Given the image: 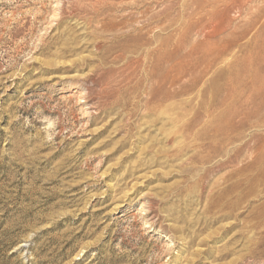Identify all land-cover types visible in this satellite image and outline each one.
Masks as SVG:
<instances>
[{
  "label": "rangeland",
  "instance_id": "374dc122",
  "mask_svg": "<svg viewBox=\"0 0 264 264\" xmlns=\"http://www.w3.org/2000/svg\"><path fill=\"white\" fill-rule=\"evenodd\" d=\"M193 2L0 0V264H264V0Z\"/></svg>",
  "mask_w": 264,
  "mask_h": 264
},
{
  "label": "bare ground",
  "instance_id": "6f19581e",
  "mask_svg": "<svg viewBox=\"0 0 264 264\" xmlns=\"http://www.w3.org/2000/svg\"><path fill=\"white\" fill-rule=\"evenodd\" d=\"M193 4L195 5V8L196 9H206V7L208 6V9H219V4H220V2H219V0H208V1H206V0H194V2H193ZM248 4V3H247ZM227 5V4H226ZM209 6H211V8L209 7ZM223 9H229V6H225ZM234 10V9H233ZM259 15V14H258ZM223 19V18H222ZM258 20V19H257ZM223 25V24H222ZM198 27V26H197ZM219 27H217L216 29H218ZM199 29V28H198ZM206 29V28H205ZM213 30H214V28H213ZM192 31V30H191ZM201 31V30H200ZM199 33H201V32H199ZM206 33V32H205ZM202 35V34H201ZM207 35V34H206ZM211 35V34H210ZM205 36V35H204ZM208 36V35H207ZM214 56V55H213ZM210 59V58H209ZM213 60V59H212ZM211 68V67H210ZM177 72V75L174 77V79L171 81V84L173 85V87H175V85H177L179 82L178 81H180L181 79V76H182V70H179V71H176ZM165 75H167V74H165ZM161 77H163V75H160ZM174 76V75H173ZM166 78V77H165ZM165 78H163L164 80H165ZM168 78H169V76H168ZM159 79V78H158ZM168 80V79H167ZM167 80H165V81H167ZM160 81H161V79H160ZM256 83H261L262 81H264V76H261V75H259L258 76V78H256ZM162 82V81H161ZM163 83V82H162ZM166 83V82H165ZM167 83H169V81L167 82ZM252 83V82H251ZM159 85H161L160 83H159ZM165 86H166V84H164ZM257 85V84H256ZM164 86V87H165ZM161 87H163V86H161ZM166 87H168V85L166 86ZM177 87V86H176ZM179 88H180V86H179ZM164 89V88H163ZM170 89V88H169ZM169 89H164L165 91H167V93H168V96H169V94H170V92H168L169 91ZM178 89V88H177ZM162 90V89H161ZM174 90V89H173ZM172 90V91H173ZM178 90H180V89H178ZM163 91V90H162ZM175 91H176V89H175ZM163 93H165V92H163ZM167 93H165L164 95H166ZM182 93V92H181ZM259 94H260V97H261V99L263 100V102H264V87H262L261 89H259ZM167 96V95H166ZM171 96V95H170ZM169 96V97H170ZM219 100H221V103H219L220 101H218V103L219 104H222V102H224L222 99H219ZM230 103V102H229ZM230 104H228V106H229ZM232 106V105H231ZM230 107V106H229ZM229 107H227V108H229ZM231 109H232V107H231ZM230 110V109H229ZM235 110V109H234ZM241 112H243V110L241 111ZM240 112V113H241ZM239 113V112H238ZM239 113V114H240ZM244 113V112H243ZM239 114H236V115H239ZM236 115H235V117H236ZM243 115V118H249V113L246 111V113H244V114H242ZM228 116V115H227ZM233 116H234V114H233ZM222 118H224V117H222ZM237 118H238V116H237ZM240 118V117H239ZM230 119L232 120V116L230 117V114H229V119H227V120H225V121H230ZM224 120V119H223ZM234 120V119H233ZM232 120V121H233ZM239 120V119H238ZM241 121H242V118L240 119ZM240 121V122H241ZM226 123H232L231 121L230 122H226ZM238 123H239V121H238ZM241 130V129H240ZM244 131V130H243ZM239 138H241V136H239ZM246 144V143H245ZM209 157V156H208ZM207 157V158H208ZM232 157V156H231ZM231 157H230V160H231ZM210 159V158H209ZM209 159H206V160H208L209 161ZM234 159V158H233ZM201 160H205L204 159V157H202L201 158ZM206 160H205V162H206ZM211 160V159H210ZM228 160H229V158H228ZM232 161V160H231ZM250 165V164H249ZM251 167V166H250ZM263 168V167H262ZM251 170L253 169L252 167L250 168ZM241 170V169H240ZM243 171H247V169L245 168V170H244V168L242 169ZM262 170V169H261ZM261 170H259V171H261ZM263 170H264V168H263ZM246 171H245V173H246ZM242 173V172H241ZM243 174H244V172H243ZM256 176V175H255ZM259 177H261V176H259ZM256 179L254 180V181H256L257 180V177H255ZM254 179V178H253ZM262 179H264V178H262ZM262 179H259V181L261 180V182L263 181ZM252 180V179H251ZM249 180H247V182H248ZM259 181H256L257 183L259 182ZM250 182V181H249ZM253 181H251V183H252ZM235 183V182H234ZM238 182H236V184H237ZM244 184V183H243ZM242 184V185H243ZM235 185V184H234ZM234 185H232V187L234 186ZM239 184H237L236 186H238ZM249 185H251V184H249ZM248 185V187L250 188V186ZM255 185V184H254ZM253 185V186H254ZM228 186H231V184L230 185H228ZM241 186V185H240ZM239 187V186H238ZM247 187V186H246ZM227 188V187H226ZM226 188H224L225 190H227ZM230 188V187H229ZM228 188V189H229ZM241 188V187H240ZM223 189V190H224ZM235 189V188H234ZM233 189V190H234ZM252 189V188H251ZM250 189V190H251ZM225 190H224V192H225ZM237 190L239 191V189L237 188ZM246 190H247V188H246ZM245 190V191H246ZM231 191V190H230ZM234 191H236V190H234ZM223 192V191H222ZM229 192V191H228ZM233 192V191H232ZM248 192H253V191H248ZM247 192V193H248ZM221 193V192H220ZM239 192H237V194H238ZM246 192L245 193H243V194H247ZM228 195H230L229 193H227ZM233 194H235V193H233ZM232 194V195H233ZM249 194V193H248ZM220 195V194H219ZM225 196L226 194H222L221 193V197L222 196ZM236 196V195H235ZM244 196V195H243ZM247 196V195H246ZM245 198V197H244ZM243 198V199H244ZM233 202H235V201H233ZM232 202V203H233ZM222 203V202H221ZM229 203V205H230V202H228ZM227 203V204H228ZM238 204V203H237ZM235 205H236V202H235ZM234 205V206H235ZM237 206V205H236ZM233 208H235V207H233ZM237 208V207H236ZM229 209H230V207H229ZM232 211V210H231Z\"/></svg>",
  "mask_w": 264,
  "mask_h": 264
}]
</instances>
